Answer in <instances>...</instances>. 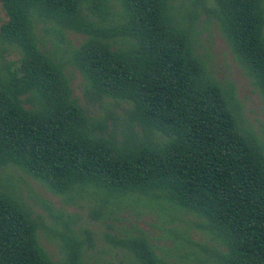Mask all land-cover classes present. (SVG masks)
Wrapping results in <instances>:
<instances>
[{
  "label": "trees",
  "instance_id": "16d2710c",
  "mask_svg": "<svg viewBox=\"0 0 264 264\" xmlns=\"http://www.w3.org/2000/svg\"><path fill=\"white\" fill-rule=\"evenodd\" d=\"M0 9V264H108L92 231L36 214L9 169L112 228L122 214L155 213L172 250L114 228L123 236L106 237L126 264H264V141L200 53L198 28L202 14L216 20L264 98V0H0ZM70 33L83 37L78 46ZM105 99L121 114H93ZM184 217L203 242L175 226Z\"/></svg>",
  "mask_w": 264,
  "mask_h": 264
},
{
  "label": "rangeland",
  "instance_id": "374dc122",
  "mask_svg": "<svg viewBox=\"0 0 264 264\" xmlns=\"http://www.w3.org/2000/svg\"><path fill=\"white\" fill-rule=\"evenodd\" d=\"M3 19H5V16L0 9V22ZM206 20H208V16L205 14H202L199 17V51L208 58L210 69L215 77L225 84H232L235 90V96L241 104L246 124L254 130L261 140L264 141V98L257 87L253 84L252 80L245 74L244 70L236 61L217 25L216 20L214 19L209 21L208 24H205L204 21ZM69 39H71L74 46H78L83 37L75 33H70ZM10 51L9 60L18 59L17 51L14 48ZM69 71L73 78L72 84L75 96L80 100L81 104L85 105L84 79L78 71L73 70L72 68H70ZM89 108L96 116L108 114L107 108L115 110L118 114H121L119 109L115 108L109 99L97 102L94 106L90 105ZM5 174H8L11 180L18 185L25 200L32 205L36 214L43 216L48 225L55 224L57 219L62 222L63 218L59 217L56 219V217L59 216V214H63L65 220H69V218L72 219L74 222L73 226L77 230L88 229L92 231V235L97 242L96 248L107 250L102 256L108 264L127 263V259L122 253L118 251L119 254H115L117 252L116 249L106 237V234L116 233L119 236H123L114 230V228L122 231L129 230L131 232H136L137 230L143 231L162 249L172 250L173 248V241L164 238L165 232L163 228L160 227V219L155 213H152L149 210H143L142 215L133 212L122 214L119 216L118 220L113 221L112 225L114 227L112 228L108 223L97 220V217L95 213L92 212L91 208L87 206L81 207L79 204L68 203L65 198L53 194L40 183L26 177L19 170L9 169ZM84 205L87 204L84 203ZM183 219L197 221L193 217H184L180 221H176L175 226H177L179 230L190 228L189 234L192 238L198 242H203L201 240L199 229L191 224H186ZM42 241L46 249L56 256V258L62 256L60 253V243L58 241H49L47 239H42ZM207 244L212 246L211 242L207 241ZM215 246L218 245L215 244Z\"/></svg>",
  "mask_w": 264,
  "mask_h": 264
}]
</instances>
